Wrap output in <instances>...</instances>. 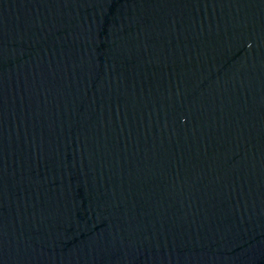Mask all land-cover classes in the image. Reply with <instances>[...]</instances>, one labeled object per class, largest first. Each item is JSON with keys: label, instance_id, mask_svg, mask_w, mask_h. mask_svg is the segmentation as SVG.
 Instances as JSON below:
<instances>
[{"label": "water", "instance_id": "obj_1", "mask_svg": "<svg viewBox=\"0 0 264 264\" xmlns=\"http://www.w3.org/2000/svg\"><path fill=\"white\" fill-rule=\"evenodd\" d=\"M0 264H264V0H0Z\"/></svg>", "mask_w": 264, "mask_h": 264}]
</instances>
